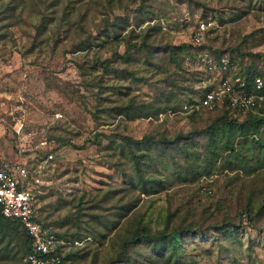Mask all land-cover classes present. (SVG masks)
Listing matches in <instances>:
<instances>
[{"label":"rangeland","instance_id":"1","mask_svg":"<svg viewBox=\"0 0 264 264\" xmlns=\"http://www.w3.org/2000/svg\"><path fill=\"white\" fill-rule=\"evenodd\" d=\"M202 51L264 74V0H0V164L62 264H264V121L183 112L217 79ZM139 225L165 235L122 250ZM20 245L0 225V264Z\"/></svg>","mask_w":264,"mask_h":264},{"label":"built area","instance_id":"2","mask_svg":"<svg viewBox=\"0 0 264 264\" xmlns=\"http://www.w3.org/2000/svg\"><path fill=\"white\" fill-rule=\"evenodd\" d=\"M211 24L212 21L206 19L196 23L192 34L195 43L201 40L202 33ZM196 62L206 70L216 72L217 79L201 98L183 103V112L224 106L235 116L264 107V75H255L250 81L246 76L233 75V72H237L238 65L227 53H221L215 60L208 51H202L196 56ZM51 158L52 154L49 153L43 157V162ZM40 173V165H36L31 173V181H39ZM28 174L25 166L19 163L16 167L6 162L0 164V213L17 219L26 230L31 244V250L25 256L28 264H62L57 248L63 241L49 225L36 217L34 193L26 185Z\"/></svg>","mask_w":264,"mask_h":264},{"label":"trees","instance_id":"3","mask_svg":"<svg viewBox=\"0 0 264 264\" xmlns=\"http://www.w3.org/2000/svg\"><path fill=\"white\" fill-rule=\"evenodd\" d=\"M128 50V47L125 48V51L124 52H127ZM209 52V51H208ZM213 57L214 59L216 60L217 56H215L212 52H209ZM199 54V53H198ZM197 54V55H198ZM245 54H251V53H245ZM189 55V54H187ZM196 55V56H197ZM195 60H196V57H195ZM197 63V62H196ZM198 64V63H197ZM103 65V63H102ZM202 67V66H201ZM205 70L206 68L203 67ZM103 69L104 70H107V66H104L103 65ZM233 75H242V76H246L247 79H249V81L252 79L253 76L255 75H258V74H261V73H249V71L246 69H241V70H237V72H233L232 73ZM264 75V74H262ZM211 85V84H210ZM212 86V85H211ZM210 86V87H211ZM210 88L206 89L205 91L209 90ZM204 91V92H205ZM203 92V93H204ZM203 93L198 97V98H201L203 96ZM216 108H221V118L224 119V120H228V122H232V121H238L237 118H238V115H235L233 116L230 111L225 108L224 106H219V107H216ZM216 108H213L211 110H214ZM200 111H203L202 109L200 110H195V111H192L190 113H197V112H200ZM247 113H252V114H260L261 117L258 116V119L254 120L253 122H257V121H260V122H263L264 121V107H258L257 109H254V110H247L245 111ZM244 113V112H243ZM255 117V116H254ZM257 117V116H256ZM253 118V117H252ZM244 119V118H243ZM241 121V120H240ZM244 122H241L239 123V126H242ZM164 140V139H163ZM146 141V137H141L140 139H137L136 141H134L135 143H145ZM92 143H96L97 142V138H96V135L93 136L92 140H91ZM247 211V209H246ZM0 225H3L5 227H8L10 230H14L16 233L19 234L20 236V242H21V245H20V254L22 255V257L25 259V256L26 254L31 250V244H30V239L27 235V232L26 230L24 229V227L21 225V223L15 219V218H11V217H7V216H4L0 213ZM226 225L225 222H222L220 225H218L217 227L218 228H224V226ZM188 228L187 227H182V226H177L175 228V232H181V231H185L187 230ZM56 236L59 237V235L57 233H55ZM165 235V232L163 230H160V231H155L153 233H148L145 226L144 225H139L137 226L131 233V236L128 237L127 239L123 240L122 243H121V249L123 250L128 244H132V243H139L140 241L144 240V241H156L158 239H160L161 237H163ZM60 238V237H59ZM57 252L58 254L60 255L61 257V261L63 260L62 259V252H61V249H60V245L58 246L57 248ZM25 263H27V261L25 260ZM63 263V262H62Z\"/></svg>","mask_w":264,"mask_h":264}]
</instances>
